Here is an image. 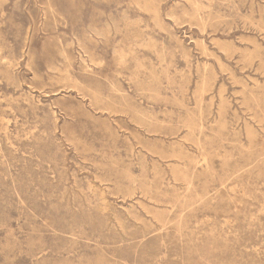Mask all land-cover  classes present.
I'll return each mask as SVG.
<instances>
[{
    "label": "rangeland",
    "instance_id": "374dc122",
    "mask_svg": "<svg viewBox=\"0 0 264 264\" xmlns=\"http://www.w3.org/2000/svg\"><path fill=\"white\" fill-rule=\"evenodd\" d=\"M0 264H264V0H0Z\"/></svg>",
    "mask_w": 264,
    "mask_h": 264
},
{
    "label": "bare ground",
    "instance_id": "6f19581e",
    "mask_svg": "<svg viewBox=\"0 0 264 264\" xmlns=\"http://www.w3.org/2000/svg\"><path fill=\"white\" fill-rule=\"evenodd\" d=\"M93 61V60H92ZM206 167V166H205Z\"/></svg>",
    "mask_w": 264,
    "mask_h": 264
}]
</instances>
